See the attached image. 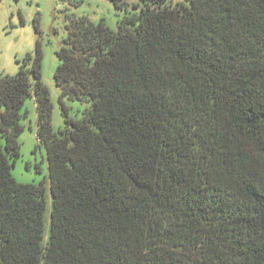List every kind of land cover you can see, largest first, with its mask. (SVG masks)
<instances>
[{
    "label": "trees",
    "instance_id": "trees-1",
    "mask_svg": "<svg viewBox=\"0 0 264 264\" xmlns=\"http://www.w3.org/2000/svg\"><path fill=\"white\" fill-rule=\"evenodd\" d=\"M135 6L69 17L57 130L39 40L0 75V264H264V0ZM31 88L47 237L45 186L12 175Z\"/></svg>",
    "mask_w": 264,
    "mask_h": 264
},
{
    "label": "rangeland",
    "instance_id": "rangeland-1",
    "mask_svg": "<svg viewBox=\"0 0 264 264\" xmlns=\"http://www.w3.org/2000/svg\"><path fill=\"white\" fill-rule=\"evenodd\" d=\"M185 0H170V3ZM139 0H128V12L138 13L135 6ZM116 9L110 0H0V75H13L19 61L27 53H33L36 41L41 42L43 59L41 64L42 81L48 88L52 103L51 124L54 130L63 126L59 95L60 88L55 84L54 72L58 64L56 51L63 45L67 35L70 16H86L97 23L104 19L111 29L126 12ZM37 25L39 30H35ZM30 81L33 82L30 77ZM72 117H80L89 102L65 100ZM23 131L18 136L19 156L16 158L12 175L20 183H43L46 189V210L44 215V236L49 232V175L46 148L37 140V109L31 88L21 109Z\"/></svg>",
    "mask_w": 264,
    "mask_h": 264
}]
</instances>
